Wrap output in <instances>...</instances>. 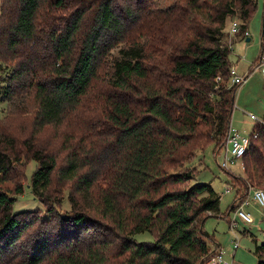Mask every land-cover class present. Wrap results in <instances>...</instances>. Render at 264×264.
<instances>
[{
    "label": "trees",
    "instance_id": "obj_1",
    "mask_svg": "<svg viewBox=\"0 0 264 264\" xmlns=\"http://www.w3.org/2000/svg\"><path fill=\"white\" fill-rule=\"evenodd\" d=\"M153 1L1 0L3 97L14 103L31 95L38 130L92 119L113 137L105 169L97 164L105 147L87 157L69 153L57 171L74 180L73 211L58 218L48 211L40 221L48 228L27 247L21 238L28 223L13 214L10 189H0L3 262L16 251L18 264H203L214 249L204 224L223 216L221 196L211 183L191 184V163L209 142L217 153L225 143L240 87L230 83L227 22L237 18V37L247 35L257 0H176L159 15L149 8ZM252 131L257 137L243 156L236 202L264 185V120ZM11 152L0 150L1 173L13 168ZM33 157L40 165L31 188L40 194L52 185L57 162L39 149ZM143 230L155 240H135ZM254 252L264 264V242Z\"/></svg>",
    "mask_w": 264,
    "mask_h": 264
},
{
    "label": "rangeland",
    "instance_id": "obj_2",
    "mask_svg": "<svg viewBox=\"0 0 264 264\" xmlns=\"http://www.w3.org/2000/svg\"><path fill=\"white\" fill-rule=\"evenodd\" d=\"M175 1L154 0L149 8H152L153 14L159 15L163 9ZM232 20L227 22L228 32ZM247 31L248 34L242 37H237V34L229 32L228 41L233 47L230 59L233 64L237 65L239 72L243 74L253 71L247 85L239 87L236 91L235 107L232 114V125L245 133H250L257 122L264 120V76L256 69L259 57L264 52V0H257V6L249 21ZM141 40L145 42L146 36ZM113 53L114 56L118 55L119 47L114 48ZM1 86L2 82L0 81V150L13 151L11 153L14 159L13 168L9 172H0V189H10L9 193L15 199L12 207L13 214L28 223V228L21 238V247H27L30 241L38 236L39 231H46L48 228L47 221L40 222L41 218L48 216V211L54 210L52 218H58L66 212L73 211L68 198L74 180L63 179L57 171L67 164L69 153L75 150L79 153L78 157H87L88 151L93 150L90 154L92 155L93 152L100 153L105 147L106 150L102 154L105 155L104 159L100 158L101 162H97L105 169V166L112 163L113 153L110 148H107V145L113 137L111 132L108 133L107 128L97 126L95 122L92 123V119L82 125L83 123L77 119L71 118L67 122L48 124L38 130L33 123L37 111V104L33 97L30 95V99L11 103L3 97ZM82 112L86 116L89 110ZM94 113L92 111L89 116ZM249 113L255 114L258 119H250ZM12 141L14 148L11 144ZM30 141L34 143L32 149H30ZM35 149L52 156L57 162L52 185L46 190L39 189L40 194H35L31 188L32 175L40 165L39 161L33 157ZM224 158L225 149L222 150L221 147L217 153L215 144L209 142L203 149L197 151L196 157L191 163L196 168L191 184L211 183L214 190L221 196L220 211L223 216H209L205 221L204 228L210 233L212 247H221L225 251L226 259L233 260L235 264H257L258 258L254 250L256 244L264 242V206L254 201L250 192L253 187H250L247 195L243 197V199L249 200L243 209L250 212L253 221L246 222L237 215L236 211L241 202H236L235 199L237 198V187L241 185L238 178L244 173V160H237L231 170H228L221 166ZM84 168L86 169L88 166L85 165ZM18 185L23 189L19 194L15 193ZM228 187L232 189L226 192ZM255 187L264 189V185ZM234 203H237L235 209L230 210ZM92 218L100 224L106 223V219L99 214L93 213ZM111 226L114 227V224L111 223ZM57 234L58 232L53 233V239H57ZM133 237L137 241L155 240L154 234L147 230L136 232ZM236 242L238 247L234 252L233 244ZM15 252L10 256V259L3 262L5 257H8L7 250L4 251L0 258V264L21 262H14L13 258L19 255Z\"/></svg>",
    "mask_w": 264,
    "mask_h": 264
},
{
    "label": "built area",
    "instance_id": "obj_3",
    "mask_svg": "<svg viewBox=\"0 0 264 264\" xmlns=\"http://www.w3.org/2000/svg\"><path fill=\"white\" fill-rule=\"evenodd\" d=\"M240 26V21L234 18L229 24V32L230 34H237ZM231 50L233 51V47L230 45ZM260 72L264 75V52L260 55L258 64H257ZM231 79L230 83L243 85L247 76L241 75L237 72V69L234 64H232L230 68ZM216 80L219 82L222 80L221 75L216 77ZM250 119L257 120V116L253 113H249ZM257 137V133L255 131H251L250 133H245L235 126L232 123L229 125L227 136L225 139V143L223 144L222 150L225 149V158L221 162V166L224 169L231 170L232 166L236 164L237 160H242L244 154L247 152L251 141L253 138ZM219 153V152H218ZM231 187L226 189V192L231 191ZM250 192L252 193L254 201L258 204L264 206V189L259 187L251 188ZM249 200L244 199L238 206L236 213L237 215L246 222H252L253 217L250 212H247L243 209L245 204H248ZM234 247H238V243L234 244ZM225 251L221 248H214L203 260V264H235L233 260H228L224 257Z\"/></svg>",
    "mask_w": 264,
    "mask_h": 264
},
{
    "label": "crops",
    "instance_id": "obj_4",
    "mask_svg": "<svg viewBox=\"0 0 264 264\" xmlns=\"http://www.w3.org/2000/svg\"><path fill=\"white\" fill-rule=\"evenodd\" d=\"M234 65H235V64H234ZM235 67H236V69H237V72H238L239 74H241V73L239 72L238 68H237V65H235ZM256 69H257L258 71H260L257 65H256ZM252 73H253V71L251 70L250 72H247V73H243V74H241V75H245V76H247V80H246V82H245L243 85H240V87L247 85V83L249 82V80H250V78H251V76H252ZM261 74H262V73H261ZM262 75H263V74H262ZM263 76H264V75H263ZM231 123H232V121H231ZM233 246H234V244H233ZM235 250H236V248L234 247V248H233V251L235 252Z\"/></svg>",
    "mask_w": 264,
    "mask_h": 264
}]
</instances>
